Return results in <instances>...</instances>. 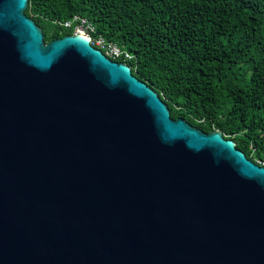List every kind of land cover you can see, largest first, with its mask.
Here are the masks:
<instances>
[{
    "label": "water",
    "instance_id": "water-1",
    "mask_svg": "<svg viewBox=\"0 0 264 264\" xmlns=\"http://www.w3.org/2000/svg\"><path fill=\"white\" fill-rule=\"evenodd\" d=\"M29 2L0 0V264H264V165Z\"/></svg>",
    "mask_w": 264,
    "mask_h": 264
},
{
    "label": "trees",
    "instance_id": "trees-1",
    "mask_svg": "<svg viewBox=\"0 0 264 264\" xmlns=\"http://www.w3.org/2000/svg\"><path fill=\"white\" fill-rule=\"evenodd\" d=\"M26 13L47 43L87 19L174 119L222 131L264 165V0H30Z\"/></svg>",
    "mask_w": 264,
    "mask_h": 264
},
{
    "label": "built area",
    "instance_id": "built-area-1",
    "mask_svg": "<svg viewBox=\"0 0 264 264\" xmlns=\"http://www.w3.org/2000/svg\"><path fill=\"white\" fill-rule=\"evenodd\" d=\"M64 26L66 28H73L74 32L89 37L91 39L92 45L98 49H101L103 53L110 59L116 61L115 58H119L122 55V51L116 46L107 47L104 39L93 37V34L96 33L95 27L87 19L80 16H75L72 19L64 22ZM126 56L128 57V55Z\"/></svg>",
    "mask_w": 264,
    "mask_h": 264
}]
</instances>
